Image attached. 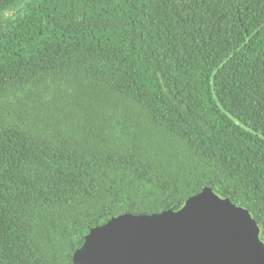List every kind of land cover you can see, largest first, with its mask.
Instances as JSON below:
<instances>
[{
  "label": "trees",
  "instance_id": "1",
  "mask_svg": "<svg viewBox=\"0 0 264 264\" xmlns=\"http://www.w3.org/2000/svg\"><path fill=\"white\" fill-rule=\"evenodd\" d=\"M204 186L264 242V0H30L0 27V264H72Z\"/></svg>",
  "mask_w": 264,
  "mask_h": 264
},
{
  "label": "water",
  "instance_id": "2",
  "mask_svg": "<svg viewBox=\"0 0 264 264\" xmlns=\"http://www.w3.org/2000/svg\"><path fill=\"white\" fill-rule=\"evenodd\" d=\"M72 264H264L249 211L210 187L158 215L123 213L76 242Z\"/></svg>",
  "mask_w": 264,
  "mask_h": 264
},
{
  "label": "rangeland",
  "instance_id": "3",
  "mask_svg": "<svg viewBox=\"0 0 264 264\" xmlns=\"http://www.w3.org/2000/svg\"><path fill=\"white\" fill-rule=\"evenodd\" d=\"M28 1L30 0H20L16 2L11 8L3 11L0 14V27L4 25L9 19L14 18L18 13H20L24 8L25 3Z\"/></svg>",
  "mask_w": 264,
  "mask_h": 264
}]
</instances>
